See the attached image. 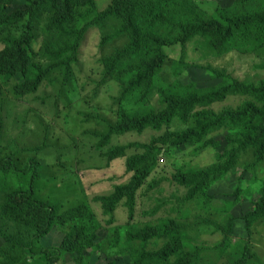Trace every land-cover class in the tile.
<instances>
[{
  "label": "rangeland",
  "instance_id": "374dc122",
  "mask_svg": "<svg viewBox=\"0 0 264 264\" xmlns=\"http://www.w3.org/2000/svg\"><path fill=\"white\" fill-rule=\"evenodd\" d=\"M94 1L100 10L112 2ZM193 1L201 15L208 19L215 15L217 9L233 0ZM24 3L25 0H15L10 8ZM163 7L159 8L161 12ZM46 21L47 15H43L36 23L37 38L33 44L36 51L55 36L46 30ZM120 24V20L110 19L102 27H89L78 59L69 67L63 65L51 70L34 93L16 99L6 91L5 84L0 83V94L5 90L7 95L0 98V160L10 157L24 167L29 158H36L42 171L35 195L40 201L55 206L59 213L80 204L90 206L100 226L95 234L94 247L87 251L88 264H104L113 259L117 264H130L111 243L116 227L132 230L164 221L185 225L187 231L182 233L193 246L204 249L200 264H264V158L250 168L255 159V148H250L232 159V150L238 145L239 128H215L200 142L160 144L156 168L149 172L137 191L134 218L129 219L122 201L114 213L112 224L107 223L109 217L103 215L95 199L113 193L115 187L130 181L133 173L127 171L128 158L143 153V146L149 144L153 137L182 131L197 122L194 114L187 122L175 118L159 131L147 129L141 134L127 132L114 135L106 147L99 149L100 134L109 129L110 123L116 122L118 108L122 105L121 91L134 75L125 69L127 63H122L118 72L108 76L101 61L127 43L126 35L107 44L100 42ZM139 24L142 29L148 28L143 17ZM22 30L21 26L12 27L16 35ZM157 30L158 27L155 28ZM159 34L168 42L164 46L167 64L159 82H196L200 86L215 84L217 81L205 68L207 65L225 69L239 80L257 82L264 78V53L254 54L233 48L225 54H218L207 47L204 37L196 36L182 46L180 42H174L177 32L170 33L160 28ZM3 47L0 41V50ZM163 85L155 84L154 97ZM246 97L229 95L208 108L217 113L235 109ZM154 102L157 103V99ZM156 107L161 105L156 104ZM114 146H126L127 149L124 155L109 163L107 154ZM29 149H37V152H29ZM213 164H227L229 169L220 172L212 185L196 191V194L190 195L188 186L174 180L179 172L207 169ZM15 176H7V172L0 171V191L19 187ZM65 230L53 225L50 233L41 240V245L60 246ZM165 243L166 240H153L146 246L157 251ZM35 261L32 264H44V259L38 256ZM57 264L76 263L74 257L63 255Z\"/></svg>",
  "mask_w": 264,
  "mask_h": 264
},
{
  "label": "trees",
  "instance_id": "16d2710c",
  "mask_svg": "<svg viewBox=\"0 0 264 264\" xmlns=\"http://www.w3.org/2000/svg\"><path fill=\"white\" fill-rule=\"evenodd\" d=\"M14 1L0 0V41L4 44L0 50V83L5 84L13 98L21 99L36 92L51 70L63 65L69 67L75 62L89 27H102L108 20L118 19L120 26L100 42L107 44L122 35H126L128 41L101 61L108 76L118 72L122 63H127L125 69L134 75L121 91L122 105L118 108L116 122L110 123L109 129L100 134L99 149L106 147L114 135L141 134L147 129L159 131L175 118L187 122L192 114L197 117L195 126L153 137L143 146V153L128 158L127 171L133 173L130 181L115 187L113 193L95 199L103 215L109 217L108 224H112L122 201L129 219L134 218L137 191L149 172L156 168L160 144L200 142L215 128L228 126L241 129L236 140L238 145L232 150L233 160L250 148H255V159L250 168L264 158V78L257 82L239 80L225 69L207 65L205 68L216 79L215 84L159 82L167 64L164 46L168 44L159 34L160 28L177 32L174 42H180L182 46L200 36L206 38L207 47L218 54L233 48L264 53V0H233L208 19L201 15L193 0H112L101 10L94 0H25L24 5L10 8ZM161 6H164L163 12L159 10ZM43 15H47L46 30L55 36L36 51L33 47L37 38L35 26ZM142 17L148 25L146 29L139 24ZM16 25L23 28L18 35L12 32ZM156 83L164 85L154 97ZM229 95L247 97L235 109L217 113L208 108ZM4 96H7L5 90L0 98ZM126 149V146L110 148L109 163L124 155ZM28 151L36 153L37 149ZM40 166L34 157L29 158L24 167L10 157L0 160V171L7 172V176L16 174L15 181L20 184L0 191V238L3 241L0 264H32L37 256L44 259V264H57L63 255L74 257L76 264H88L87 251L94 247L100 225L88 204L59 213L55 206L40 201L35 195L42 171ZM228 169L227 164H213L207 169L179 172L174 180L188 186L190 195L196 194L212 185L217 175ZM262 203L264 210V189ZM53 225L66 228L62 244L58 247L41 245ZM184 226L164 221L132 230L116 227L111 243L130 264H200L204 249L191 244L182 233L187 231ZM153 240H166V243L154 251L146 246ZM104 264L117 262L113 259Z\"/></svg>",
  "mask_w": 264,
  "mask_h": 264
}]
</instances>
